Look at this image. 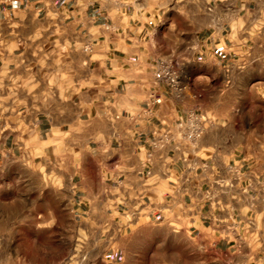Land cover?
I'll return each instance as SVG.
<instances>
[{
	"label": "crops",
	"instance_id": "0c3cea01",
	"mask_svg": "<svg viewBox=\"0 0 264 264\" xmlns=\"http://www.w3.org/2000/svg\"><path fill=\"white\" fill-rule=\"evenodd\" d=\"M209 5L187 32L131 0H0V264H46L23 233L59 201L100 234L73 264H264V0ZM191 111L199 141L154 146Z\"/></svg>",
	"mask_w": 264,
	"mask_h": 264
},
{
	"label": "rangeland",
	"instance_id": "374dc122",
	"mask_svg": "<svg viewBox=\"0 0 264 264\" xmlns=\"http://www.w3.org/2000/svg\"><path fill=\"white\" fill-rule=\"evenodd\" d=\"M222 1L226 0H131L136 7H145L152 13L160 10L162 14V11H166V18L180 21L184 31L187 30V32H190L191 22H199V24L206 22L211 8L209 2L213 5L214 2L220 3ZM23 142L30 145L31 138L25 137ZM38 156L39 158H46V154L42 152L38 153ZM56 157L62 158V153L55 154ZM31 158L30 150H28L23 152L21 159L29 160ZM57 203L59 209L57 208L54 217L50 218L52 232L46 234L23 233L27 247L24 250L26 258L36 262L43 261L46 264H73L79 258L84 260V258L96 257L100 234L94 230L95 218L87 219V232L83 233L82 237H79L77 232H66V229L73 228L74 222L65 211L66 202L59 201ZM23 224L30 223L24 220Z\"/></svg>",
	"mask_w": 264,
	"mask_h": 264
},
{
	"label": "built area",
	"instance_id": "2783aa9c",
	"mask_svg": "<svg viewBox=\"0 0 264 264\" xmlns=\"http://www.w3.org/2000/svg\"><path fill=\"white\" fill-rule=\"evenodd\" d=\"M87 48L86 51H90ZM155 79L158 82H162L168 86L171 92L177 97L182 98L185 87L181 80V67L173 62H167L160 60L157 63V69L155 71ZM156 104H160V100L155 101ZM206 118L198 111H191L188 118L185 121H180L173 127L167 128L162 133H157L154 141V146L158 147L164 142L171 141L174 135H177L179 142L186 144H195L199 141L207 130ZM174 132V134L172 133Z\"/></svg>",
	"mask_w": 264,
	"mask_h": 264
}]
</instances>
